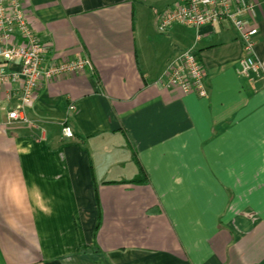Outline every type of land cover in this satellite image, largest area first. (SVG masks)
Wrapping results in <instances>:
<instances>
[{"label":"crops","instance_id":"crops-1","mask_svg":"<svg viewBox=\"0 0 264 264\" xmlns=\"http://www.w3.org/2000/svg\"><path fill=\"white\" fill-rule=\"evenodd\" d=\"M177 1L23 0L49 61L92 68L43 83L28 122L0 87V264H264V78L228 24L159 32ZM192 48L206 97L156 84Z\"/></svg>","mask_w":264,"mask_h":264},{"label":"built area","instance_id":"built-area-1","mask_svg":"<svg viewBox=\"0 0 264 264\" xmlns=\"http://www.w3.org/2000/svg\"><path fill=\"white\" fill-rule=\"evenodd\" d=\"M255 12L256 5L245 0H178L160 14L157 28L167 33L177 25L195 28L230 25L242 43L244 58L240 74L255 83L264 78L263 64L255 56L259 34ZM47 53L48 44L31 27L23 0H0V87L12 84L19 87L18 101L8 111L9 123L28 122L27 110L35 103L43 83L92 68L87 57L49 61ZM16 63L20 69L11 70L10 66ZM207 77L192 48L171 58L156 84L164 89L178 88L186 94L206 97ZM73 108V105L69 107ZM62 133L64 137H74V131L66 123Z\"/></svg>","mask_w":264,"mask_h":264},{"label":"trees","instance_id":"trees-1","mask_svg":"<svg viewBox=\"0 0 264 264\" xmlns=\"http://www.w3.org/2000/svg\"><path fill=\"white\" fill-rule=\"evenodd\" d=\"M74 136H75V133H74ZM132 154L136 158V160L138 161V159H137V153H136L135 149H132ZM143 173H144V169L139 165V176L133 182H137V183L144 182V180L142 179ZM97 250L98 249L95 248L93 251H97Z\"/></svg>","mask_w":264,"mask_h":264}]
</instances>
